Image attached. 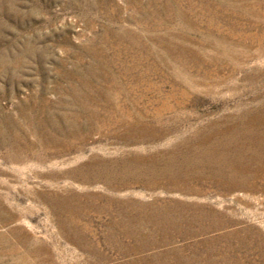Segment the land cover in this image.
Masks as SVG:
<instances>
[{"label":"rangeland","instance_id":"rangeland-1","mask_svg":"<svg viewBox=\"0 0 264 264\" xmlns=\"http://www.w3.org/2000/svg\"><path fill=\"white\" fill-rule=\"evenodd\" d=\"M0 264H264V0H0Z\"/></svg>","mask_w":264,"mask_h":264},{"label":"bare ground","instance_id":"bare-ground-1","mask_svg":"<svg viewBox=\"0 0 264 264\" xmlns=\"http://www.w3.org/2000/svg\"><path fill=\"white\" fill-rule=\"evenodd\" d=\"M223 161H225L220 168H217L216 172L218 175H223L224 172H226L227 174L230 175H234L236 174L239 170H241L242 165L241 163L235 159H222ZM232 160H234L233 162H231Z\"/></svg>","mask_w":264,"mask_h":264}]
</instances>
